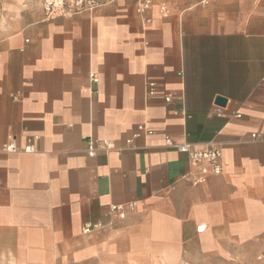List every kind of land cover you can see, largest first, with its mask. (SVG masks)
Listing matches in <instances>:
<instances>
[{
    "label": "crops",
    "instance_id": "obj_1",
    "mask_svg": "<svg viewBox=\"0 0 264 264\" xmlns=\"http://www.w3.org/2000/svg\"><path fill=\"white\" fill-rule=\"evenodd\" d=\"M151 14L0 0V264H264V13L223 29L169 0ZM33 137L35 153L3 150ZM167 138L214 143L223 174L192 187L200 166Z\"/></svg>",
    "mask_w": 264,
    "mask_h": 264
},
{
    "label": "built area",
    "instance_id": "obj_2",
    "mask_svg": "<svg viewBox=\"0 0 264 264\" xmlns=\"http://www.w3.org/2000/svg\"><path fill=\"white\" fill-rule=\"evenodd\" d=\"M136 12L141 17L144 24L151 23L153 17L151 11L153 7V0H134ZM101 4V0H42V6L47 17H72L76 14H80L87 11H93L97 9ZM161 12H166V7H161ZM27 43L29 41H26ZM93 83H97L98 79L95 75H92ZM155 84H147V96L150 97L155 94ZM170 102V98L166 99ZM216 109H219L216 106ZM237 118H241V114H236ZM137 134L135 137L141 135L151 136L154 131L146 127L145 125H139L137 128ZM256 138V135H252ZM38 137L31 138L24 147H20L19 144L13 140L4 146V151L9 154L27 153L32 154L36 152L35 142L38 141ZM131 141H128L130 143ZM166 146L175 148L179 153L186 155L189 162L194 166H200L197 176L194 177H183L187 180L192 187H198L204 184L210 176H220L223 174V152L214 143L208 144L205 148H198L194 144L182 143L175 145L171 138L166 139ZM104 149H110L111 147L107 144H103ZM88 154L93 157L96 154V146L93 141L88 143ZM139 202H133L122 206H112L111 212L117 213L121 219H125L126 211H134L138 208ZM101 225L96 226L99 228ZM92 227L88 226L84 229V233L88 234L92 231ZM202 229L200 228L199 231ZM259 260L264 261V250L259 257ZM73 264V263H71Z\"/></svg>",
    "mask_w": 264,
    "mask_h": 264
},
{
    "label": "rangeland",
    "instance_id": "obj_3",
    "mask_svg": "<svg viewBox=\"0 0 264 264\" xmlns=\"http://www.w3.org/2000/svg\"><path fill=\"white\" fill-rule=\"evenodd\" d=\"M172 10L189 13L196 27L223 29L242 26L246 16L264 13V0H169Z\"/></svg>",
    "mask_w": 264,
    "mask_h": 264
},
{
    "label": "water",
    "instance_id": "obj_4",
    "mask_svg": "<svg viewBox=\"0 0 264 264\" xmlns=\"http://www.w3.org/2000/svg\"><path fill=\"white\" fill-rule=\"evenodd\" d=\"M227 100L224 97H217L216 104L220 106H225Z\"/></svg>",
    "mask_w": 264,
    "mask_h": 264
}]
</instances>
